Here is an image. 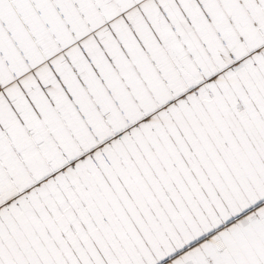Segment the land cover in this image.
<instances>
[{"label":"snow or ice","instance_id":"1","mask_svg":"<svg viewBox=\"0 0 264 264\" xmlns=\"http://www.w3.org/2000/svg\"><path fill=\"white\" fill-rule=\"evenodd\" d=\"M0 264H264V0H0Z\"/></svg>","mask_w":264,"mask_h":264}]
</instances>
